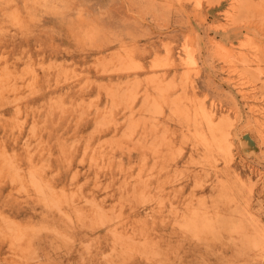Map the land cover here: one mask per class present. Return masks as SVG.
<instances>
[{"label":"rangeland","instance_id":"obj_1","mask_svg":"<svg viewBox=\"0 0 264 264\" xmlns=\"http://www.w3.org/2000/svg\"><path fill=\"white\" fill-rule=\"evenodd\" d=\"M0 264H264V0H0Z\"/></svg>","mask_w":264,"mask_h":264},{"label":"bare ground","instance_id":"obj_2","mask_svg":"<svg viewBox=\"0 0 264 264\" xmlns=\"http://www.w3.org/2000/svg\"><path fill=\"white\" fill-rule=\"evenodd\" d=\"M192 59V58H191ZM229 146V145H228Z\"/></svg>","mask_w":264,"mask_h":264}]
</instances>
